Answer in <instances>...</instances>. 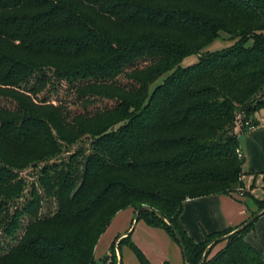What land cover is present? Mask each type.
Masks as SVG:
<instances>
[{"label": "trees", "instance_id": "obj_1", "mask_svg": "<svg viewBox=\"0 0 264 264\" xmlns=\"http://www.w3.org/2000/svg\"><path fill=\"white\" fill-rule=\"evenodd\" d=\"M263 108L264 0H0V264H116L119 243L151 264L128 235L93 258L126 208L199 264L246 220L194 243L182 204L244 194L235 122ZM257 218L201 264H264Z\"/></svg>", "mask_w": 264, "mask_h": 264}, {"label": "crops", "instance_id": "obj_2", "mask_svg": "<svg viewBox=\"0 0 264 264\" xmlns=\"http://www.w3.org/2000/svg\"><path fill=\"white\" fill-rule=\"evenodd\" d=\"M262 111L253 114V130L243 131L238 138L243 162V192L250 195L252 200L245 202L233 195H214L186 199L180 210L178 221L188 237L195 242H201L211 233L234 229L247 220L252 213H256L255 200L264 199L255 196L256 176H264V114ZM243 200V201H242ZM251 203V204H250ZM133 223V208L118 211L98 239L93 251V258L98 261L105 256L110 245L129 236V242L136 245L143 252L146 260L151 264H184L181 249L173 242L165 230L145 225L144 222ZM253 228L244 234L247 241L257 251L264 253V214H261L253 224ZM132 226V230L130 228ZM130 231V232H129ZM226 242L217 243L211 250L214 253L222 248ZM119 251L115 249L116 264H139L129 245L119 243Z\"/></svg>", "mask_w": 264, "mask_h": 264}, {"label": "rangeland", "instance_id": "obj_3", "mask_svg": "<svg viewBox=\"0 0 264 264\" xmlns=\"http://www.w3.org/2000/svg\"><path fill=\"white\" fill-rule=\"evenodd\" d=\"M231 44L232 43L229 42L228 40H225L222 37H220V38H217V39L213 40V42L211 44H209L208 46H206L205 49L203 50V52H205V51H208V52L218 51V50H220L222 48H226V47L230 46ZM197 60H198V57L197 56L190 55L188 58L184 59L181 62L180 66L181 67L190 66V64H193V63L197 62ZM166 76H167V74L164 75V76H162V77H160L156 82H154L152 85H150V89L153 88L155 85L159 84V82H161L163 80V78L166 77ZM259 111H262L261 113L264 114V108L261 109V110H259ZM76 147L77 146H74L72 149H74ZM62 157H65L66 158L67 155H64ZM39 167H40V164H38V166L37 167L35 166L34 168L28 167L25 170H23V172L20 174V176L27 178L26 179L27 182H31V180L33 178H35L36 173L38 172V168ZM255 179H256L255 180V183H253V187L255 189V193H254L255 196H253V197L262 198L263 197V194H262V192H263V190H262V186H263L262 178L261 177L259 178V176H256ZM241 192H243V191H241ZM234 196H236L240 200L241 199H244L245 202H250V200H252V197L250 195H244V196H242V195L234 194ZM256 211H257V209H256ZM134 217H135V210L133 209V219H134ZM140 221L143 222L142 220H138L137 222H140ZM132 226H133V223H132ZM132 226L130 228V231L132 230ZM123 257L124 256H122V261H123V264H125V261H124V258Z\"/></svg>", "mask_w": 264, "mask_h": 264}, {"label": "water", "instance_id": "obj_4", "mask_svg": "<svg viewBox=\"0 0 264 264\" xmlns=\"http://www.w3.org/2000/svg\"><path fill=\"white\" fill-rule=\"evenodd\" d=\"M144 209H145V208H144ZM138 211H139V209H138L137 211H135V217H134V219H133V224H134V223L136 222V220H137V214H136V213H137ZM263 212H264V208L258 210L256 214H254L252 217L248 218V219H247L244 223H242V224L240 225V227H238L236 230H234V231H232V232L226 234L225 236H222V237H219V238H216V239L211 240V243L207 246V248L205 249L203 255L201 256L202 259H201V261L199 262V264H201V263L206 259L205 257H206V254H207L208 249H209L214 243H216V241H221V240H223V239H226V237L229 236L230 234L242 230V228L245 227L246 224L252 222L254 219L257 218L258 215H260V214L263 213ZM175 236H176V239H177L178 243H180V238H179V236H178V234H177L176 232H175ZM180 247H181V251H182V255H183L184 262H185V264H187V259L185 258L184 247H183V244H182V243H180Z\"/></svg>", "mask_w": 264, "mask_h": 264}, {"label": "built area", "instance_id": "obj_5", "mask_svg": "<svg viewBox=\"0 0 264 264\" xmlns=\"http://www.w3.org/2000/svg\"><path fill=\"white\" fill-rule=\"evenodd\" d=\"M237 121L235 122V128H234V133H236L238 136L240 135V131L239 128L242 127L244 129V131H250L253 130L255 125H253L251 122L249 121H242V117L240 115L237 116ZM236 153L239 156H241V151L240 148L236 150ZM241 194V193H240Z\"/></svg>", "mask_w": 264, "mask_h": 264}]
</instances>
